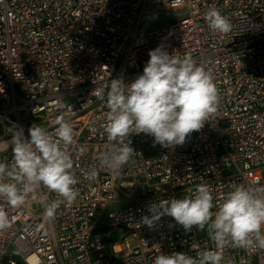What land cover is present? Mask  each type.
<instances>
[{"label":"built area","instance_id":"obj_1","mask_svg":"<svg viewBox=\"0 0 264 264\" xmlns=\"http://www.w3.org/2000/svg\"><path fill=\"white\" fill-rule=\"evenodd\" d=\"M212 7L231 21L230 32L209 28ZM179 10L181 19L142 29L146 16L170 21ZM161 45L211 72L218 111L175 148L131 134L138 154L113 176L98 159L110 147V82L130 83ZM94 88L104 89V100ZM61 116L75 133L69 151L79 195L53 219L46 206L62 198L47 189L18 207L0 199L10 223L0 230V264H154L161 252L196 257L214 249L206 229L185 232L170 216L155 229L140 221L150 204L193 195L199 184L209 185L215 204L232 185H264V0H0V146L7 144L0 160L11 162L17 129L28 136L38 124L54 133ZM91 168L94 183L83 175ZM222 251V264H264V250L255 247Z\"/></svg>","mask_w":264,"mask_h":264},{"label":"clouds","instance_id":"obj_2","mask_svg":"<svg viewBox=\"0 0 264 264\" xmlns=\"http://www.w3.org/2000/svg\"><path fill=\"white\" fill-rule=\"evenodd\" d=\"M205 20L213 31L232 30L231 21L215 7L207 11ZM148 55L142 74L128 84L121 77L112 80L107 92L109 111L104 132L110 147L98 159L113 176L120 175L138 154L131 147V134L143 133L153 137L154 145L175 148L200 131L218 111L219 91L212 74L192 56L170 54L163 45ZM91 94L105 99L103 88H94ZM74 143L73 126L63 116L56 120L54 133L38 124L28 129V136L17 129L10 140L11 162L0 160V199L18 207L29 194L44 188L62 198L47 204L48 219L54 218L62 203L71 206L79 195L75 185L80 182L69 151ZM85 151L80 147L76 155L83 156ZM83 175L90 183L98 179L96 168ZM148 212L150 215L142 216L141 225L155 229L162 217L170 216L185 232H191L194 226L206 229L215 246L196 257L161 252L154 264H222V250L229 245L264 250V185L255 181L232 185L219 204L214 203L209 185L199 184L193 195L161 199L150 204ZM9 226L7 211L0 207V230Z\"/></svg>","mask_w":264,"mask_h":264},{"label":"rangeland","instance_id":"obj_3","mask_svg":"<svg viewBox=\"0 0 264 264\" xmlns=\"http://www.w3.org/2000/svg\"><path fill=\"white\" fill-rule=\"evenodd\" d=\"M183 15H184V10L175 11L173 13V18L170 21L158 15L146 16L143 19L142 29L147 30L148 28L151 27H159L167 22H171L172 20L181 19ZM262 177L264 179V171L262 172Z\"/></svg>","mask_w":264,"mask_h":264},{"label":"bare ground","instance_id":"obj_4","mask_svg":"<svg viewBox=\"0 0 264 264\" xmlns=\"http://www.w3.org/2000/svg\"><path fill=\"white\" fill-rule=\"evenodd\" d=\"M7 144L3 143L0 147L3 148L4 146H6Z\"/></svg>","mask_w":264,"mask_h":264}]
</instances>
